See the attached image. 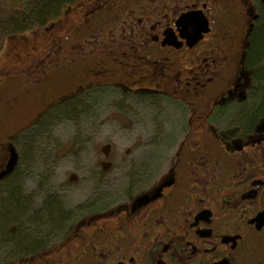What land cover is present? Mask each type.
<instances>
[{
  "label": "flooded vegetation",
  "instance_id": "1",
  "mask_svg": "<svg viewBox=\"0 0 264 264\" xmlns=\"http://www.w3.org/2000/svg\"><path fill=\"white\" fill-rule=\"evenodd\" d=\"M86 1L17 55L35 79L0 101L36 112L0 137V172L28 130L50 139L37 159L75 166L35 175L27 238L2 264H264V0Z\"/></svg>",
  "mask_w": 264,
  "mask_h": 264
},
{
  "label": "rangeland",
  "instance_id": "2",
  "mask_svg": "<svg viewBox=\"0 0 264 264\" xmlns=\"http://www.w3.org/2000/svg\"><path fill=\"white\" fill-rule=\"evenodd\" d=\"M24 1L25 0H0V8L7 9L12 8L11 6H13L14 8H18L17 5H19L21 2L23 3ZM87 3L88 1L81 0L80 2L74 3L73 6L70 7L67 11L66 8L62 9L60 14L56 17L59 19H52L54 21L53 23H51L52 25H48L50 21L52 22V20H50L42 27H34L33 29L24 31L20 34L5 39L4 44L0 50V101L8 95H11L15 91V87L18 85V83L23 82L24 79H26L28 83L32 82L35 79L36 74L33 73V71L28 70L27 75L20 80V75L17 70L20 71L21 69L16 67L17 65H20V62L17 61V55H20V59L22 58V62L25 63L28 61V59H32L35 55H37L41 50L44 49V45H46L52 35H54L55 37L56 35L60 34L63 29L66 28V23L78 17L80 10H82V8L87 5ZM64 12L65 14L62 16L61 14H63ZM76 22H78V20ZM105 42L106 44H112L109 39ZM92 43L93 42H90V44ZM3 69H7L8 72L10 71L8 74V78L10 79H8L4 84L3 77L6 75L5 73L7 71L4 72L2 71ZM20 73L24 74V72L22 71H20ZM15 76H17L18 78L12 79ZM36 102L33 104V102H29V100L24 101L21 99V104L23 103L22 105L24 106L25 103L35 106ZM27 108L28 111H21V113L17 114L13 112L9 113L7 116L0 113V137L4 135V132H7L9 134V132H11L17 126H27L31 123L36 112H34V110L30 111L32 106H28ZM52 135L57 136L56 139L60 144V147L57 150L59 151L61 149L63 151V142L66 139V128H60L59 131L54 132ZM93 136L94 141L89 145V150L90 148H92L91 151H93V149H95V147L99 145V140L101 138L100 136H96L95 134ZM103 136L104 135H102V137ZM54 150L55 149L50 148L47 155L51 154L50 152ZM22 155L23 154L21 153L19 164L17 167V177L19 178L17 185L19 191H21L22 194L26 197L25 199L29 198V202H31V189L33 188V180L35 179L36 174H43L47 176L54 175L55 179L57 178L59 180H64L66 178V174L71 172L72 167H75L72 164H66V162L63 160H42L37 159V156L31 159V161H26L24 160V158H22ZM87 167L90 166L87 165ZM56 182H58V180H56ZM18 220H21V222L24 223L23 217L18 218ZM19 228V224L13 222L8 226V229L12 230L13 232H18ZM9 230L6 229L4 237L7 238V232ZM2 262L9 263L10 260H4V257H0V264H2Z\"/></svg>",
  "mask_w": 264,
  "mask_h": 264
},
{
  "label": "trees",
  "instance_id": "3",
  "mask_svg": "<svg viewBox=\"0 0 264 264\" xmlns=\"http://www.w3.org/2000/svg\"><path fill=\"white\" fill-rule=\"evenodd\" d=\"M78 0H25L21 2L18 8H0V50L4 44L5 39L15 36L24 31L33 29L34 27H42L50 20L56 18L62 9L66 6L76 3ZM264 36V34H262ZM262 41V42H261ZM261 41L256 40V46L264 47V37ZM258 55L264 52V48L257 50ZM66 112V111H65ZM55 119L47 122H40L39 124L52 125L56 124V118H59L61 113H56ZM61 115L59 119L63 118ZM66 118V117H65ZM40 135L49 134L44 129L38 130ZM49 137H38L35 131L28 130L19 145L21 148L22 158L28 161L36 156L37 151L41 150L44 143L49 141ZM47 147H44V152ZM42 152V151H41ZM47 152V151H46ZM42 155V153H41ZM19 164V162H18ZM18 167V165H17ZM17 167L12 171L10 177L0 182V255L13 252L14 249L23 243V238H27L25 232L31 227L32 222V207L31 202L19 191L17 182ZM56 208L53 207V210ZM23 217L24 223L18 218ZM19 224V231L13 232L8 229L10 223ZM22 223V224H21ZM7 238L4 237L5 231ZM9 236V237H8ZM25 236V237H24Z\"/></svg>",
  "mask_w": 264,
  "mask_h": 264
},
{
  "label": "water",
  "instance_id": "4",
  "mask_svg": "<svg viewBox=\"0 0 264 264\" xmlns=\"http://www.w3.org/2000/svg\"><path fill=\"white\" fill-rule=\"evenodd\" d=\"M206 31H207L206 22L204 20H198V25L194 27L192 33L189 36L190 44L197 42L200 39L201 34ZM8 152H9V157L4 169L0 172V180L10 175L17 164V154L12 146L8 147Z\"/></svg>",
  "mask_w": 264,
  "mask_h": 264
}]
</instances>
